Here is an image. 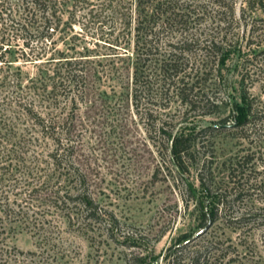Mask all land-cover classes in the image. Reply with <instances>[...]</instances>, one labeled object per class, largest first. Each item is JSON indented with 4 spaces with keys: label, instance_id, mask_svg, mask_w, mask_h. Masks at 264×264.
<instances>
[{
    "label": "trees",
    "instance_id": "1",
    "mask_svg": "<svg viewBox=\"0 0 264 264\" xmlns=\"http://www.w3.org/2000/svg\"><path fill=\"white\" fill-rule=\"evenodd\" d=\"M236 2L0 0V65H6L0 83L18 90L12 97L17 114L0 124V241L15 229L43 240L55 228L52 220L57 217L80 233L102 230L113 242L121 235L124 245L142 246L145 251L148 244L156 242L164 233L160 230L148 238L100 207L91 191L89 177L75 157L74 116L80 103L89 99L92 74L87 58L83 57L85 54L69 53L55 45L54 33L64 41L65 21L61 14L68 9L95 8L96 12L106 14L113 27L118 26L120 39L127 46L122 47L120 57L127 61L119 66V74L129 80L131 103L136 111L143 109L172 167L184 171L191 164L197 133L231 127L238 130L239 136L247 137L255 134V125L264 122V106L255 103L250 95L251 81L244 80L247 69L243 67L256 54L264 55L260 39H251L254 31L264 29V18H252L248 22L250 34L246 45L251 57L242 51L239 65L244 72L237 81L238 101H231L230 112L218 120L221 124L186 133L165 126V120L158 117L161 108L169 105L168 96L175 97L187 111L198 109L201 115L218 110L222 98L209 96L203 89L204 84L212 76L222 77L229 55L238 47L235 30L240 20L247 25L245 9L264 10V0H240L238 17L234 14ZM14 37H21L28 49L26 52L16 47L20 57L33 64L31 74H20L18 67L16 72H7L11 62L5 53L10 56L14 53L10 43ZM15 119L21 120L23 126ZM156 121L159 124L155 126ZM227 121H231L228 126ZM200 170L196 173L199 196L206 202L203 204L195 197L192 187L188 186L187 191L188 199L194 200L198 227H209L221 217L228 224L264 222V205L250 213L233 217L226 214L236 193L226 194L219 182L204 176ZM205 231L195 238L190 233L177 235L159 255L142 253L141 249L136 253L130 250L124 262L229 264L232 261L228 256L229 244L215 236L205 237Z\"/></svg>",
    "mask_w": 264,
    "mask_h": 264
},
{
    "label": "rangeland",
    "instance_id": "2",
    "mask_svg": "<svg viewBox=\"0 0 264 264\" xmlns=\"http://www.w3.org/2000/svg\"><path fill=\"white\" fill-rule=\"evenodd\" d=\"M239 3L237 0L234 10L238 17L241 13ZM91 9L65 10L61 14L65 21L63 43L56 33L53 34L59 49L85 54L83 57L87 58L86 64L92 74L89 99L80 103L74 116L75 157L85 169L100 207L110 211L120 223L136 227L148 238L160 230L164 233L156 242L148 244L145 251L142 246L124 245L121 235L113 242L102 230L80 233L57 217L52 220L55 228L43 240L25 230L15 229L5 234L0 241V264H125L124 257L130 250L136 253L141 249L142 253L159 255L177 235L194 234L201 229L197 226L194 200L187 196L190 186L195 197L203 204L206 202L199 196L196 178L199 169L204 176L219 182L226 194L236 193L226 214L233 217L250 213L264 205V122L255 125V134L247 137L239 136L238 130L231 127L197 133L191 164L187 170H175L150 120L144 117L143 109L136 111L133 107L129 80L119 74V66L127 61L120 57L122 47L127 46L120 39L118 26L113 27L105 13ZM252 18H264V10L245 9L247 25L240 20L235 30L238 47L229 55L222 77L212 76L204 84L203 89L209 96L222 98L218 110L201 115L198 109L187 111L175 97L168 96V107L158 110V117L165 120V126L195 133L205 126L221 124L218 120L230 112L231 101H238L237 81L244 72L239 65L242 51L249 53V59L251 57L246 40L250 34L248 22ZM263 34L264 29H260L251 36L252 41L260 39V47H264V36L260 37ZM10 41L15 51L12 56L5 53L11 62L8 74L16 72L17 67L20 74H31L33 64L20 57V50L16 48L27 52L22 38L14 37ZM244 65L247 69L244 80L251 81L249 93L255 103L264 106V55L258 53ZM0 66L1 76L6 73V65ZM17 92L0 83V124L17 114L12 100ZM15 120L23 126L21 120ZM229 123L231 121L225 125ZM157 124L158 121L155 126ZM230 175L234 176L230 178ZM210 236L229 244L228 256L232 257L229 264H264L263 221L228 224L221 217L206 229L205 237Z\"/></svg>",
    "mask_w": 264,
    "mask_h": 264
},
{
    "label": "water",
    "instance_id": "3",
    "mask_svg": "<svg viewBox=\"0 0 264 264\" xmlns=\"http://www.w3.org/2000/svg\"><path fill=\"white\" fill-rule=\"evenodd\" d=\"M208 225H206L205 227L199 229L198 231H196L191 238H195L198 237L200 234H202L206 229H207Z\"/></svg>",
    "mask_w": 264,
    "mask_h": 264
}]
</instances>
